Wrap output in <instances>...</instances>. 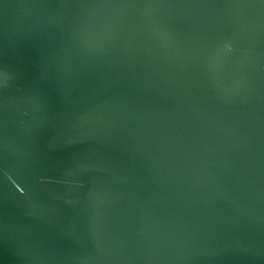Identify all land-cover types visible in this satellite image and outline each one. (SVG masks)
<instances>
[{
    "label": "water",
    "instance_id": "1",
    "mask_svg": "<svg viewBox=\"0 0 264 264\" xmlns=\"http://www.w3.org/2000/svg\"><path fill=\"white\" fill-rule=\"evenodd\" d=\"M0 264H264V0H0Z\"/></svg>",
    "mask_w": 264,
    "mask_h": 264
},
{
    "label": "snow or ice",
    "instance_id": "2",
    "mask_svg": "<svg viewBox=\"0 0 264 264\" xmlns=\"http://www.w3.org/2000/svg\"><path fill=\"white\" fill-rule=\"evenodd\" d=\"M0 79H2V76H0Z\"/></svg>",
    "mask_w": 264,
    "mask_h": 264
}]
</instances>
